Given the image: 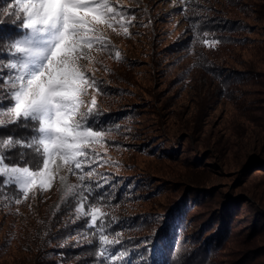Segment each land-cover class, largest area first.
<instances>
[{
  "label": "rangeland",
  "instance_id": "1",
  "mask_svg": "<svg viewBox=\"0 0 264 264\" xmlns=\"http://www.w3.org/2000/svg\"><path fill=\"white\" fill-rule=\"evenodd\" d=\"M92 2L115 16H89L92 43L77 67L95 86L81 84L74 119L103 135L67 163L53 155L47 186L37 177L26 197L10 173L0 176V264H120L130 247L147 259L155 213L176 197L169 264H187L198 215L212 212L231 214L229 237L189 264H264V0ZM25 31L19 43L50 39ZM11 64L0 122L13 121L21 69Z\"/></svg>",
  "mask_w": 264,
  "mask_h": 264
},
{
  "label": "snow or ice",
  "instance_id": "2",
  "mask_svg": "<svg viewBox=\"0 0 264 264\" xmlns=\"http://www.w3.org/2000/svg\"><path fill=\"white\" fill-rule=\"evenodd\" d=\"M15 9V11H13ZM23 14V17L21 16ZM112 14L114 9L108 5L95 6L92 0H12L8 5V16L15 17L9 22L20 24L29 29L33 38L41 34H50L47 40H30L26 43H14L11 48L15 57L20 54V74L15 77L19 81V89L15 91L14 106L10 112L12 123L18 121L38 122L35 129L43 138L36 142L37 151L43 152V167L39 171H30L28 167H4L0 169V176L10 173L15 182L22 186L24 196L28 189L37 183L46 187L51 177L48 175L49 163L53 155L59 156L65 163L74 160L77 156H84L83 148L87 147L85 141L91 142L100 138L103 133L94 131L91 127H84L75 121V114L81 104L80 95L85 92L81 84L95 86V81L89 80L85 73L78 70L79 61L84 58L80 51L84 44H91L87 33L92 31L89 16L99 20L102 16ZM5 21L0 20V24ZM127 34V28H125ZM50 44L49 49L38 47L36 44ZM46 53H49L46 55ZM46 56V63L38 72L31 70L40 57ZM11 67L15 69L16 63ZM7 82V81H3ZM91 103L96 104L93 98ZM5 126L0 122V127ZM27 127V124L24 125ZM9 137L7 143H13ZM21 147L32 148L33 143L16 140ZM3 157H0V163ZM77 168L82 165L77 162ZM90 175V173H89ZM83 179V177H82ZM83 212V205L76 209ZM99 209L92 208L91 221H97ZM103 224V221H101ZM100 240L108 241L105 236Z\"/></svg>",
  "mask_w": 264,
  "mask_h": 264
},
{
  "label": "trees",
  "instance_id": "3",
  "mask_svg": "<svg viewBox=\"0 0 264 264\" xmlns=\"http://www.w3.org/2000/svg\"><path fill=\"white\" fill-rule=\"evenodd\" d=\"M9 1L12 0H0V20L5 21L3 24H0V109L5 108L9 102H12L8 96L9 91L4 88L3 84V79L5 76L9 75L11 70L7 68L6 63L11 62L19 64L20 59L19 54L15 57L12 55L13 51H11V45L17 43L20 38L26 37L24 35L27 34V31H25L20 24H11L8 20L4 19V5ZM2 123L5 125L0 127V157H3V161L9 165L27 166L32 170L39 169L43 164L44 157L42 149L41 151H37L36 148V142L43 138V135L35 130L39 127L36 126L37 123L31 120L18 121L17 123L3 121ZM25 124H27V127L24 126ZM9 137L14 138L11 145L7 143ZM16 140L33 143L34 146L32 148L21 147L15 143ZM4 185L3 179L0 177V186L3 187ZM177 198L178 197L169 200L168 203L163 206L162 212L155 213V216L161 217L159 224L155 225V229L152 230L153 234L145 236L149 242L147 248L149 257H147V259L145 258L147 254L145 250H142L144 254L142 252H134V249L130 247L127 248L124 253L125 256H128L123 259L120 264H169V255L171 254L172 246L175 241L172 234V229L175 228L172 227L170 230V225L177 210V206L181 203L177 202ZM252 207L253 211H260L257 207ZM224 208H226L225 205L220 207V213ZM202 214L203 213H200L198 215L201 222L198 228H196V238L199 240L200 245L196 247L194 251L192 250L189 256L186 257L187 264L194 261L193 259L200 251L203 250V255L206 253V249H210L208 247L212 248L215 245L225 244V241L229 237L228 233L231 228L229 226V221L232 219L229 212H227L226 215L212 212L209 213L210 217L205 218V220L201 219ZM258 215L264 217L263 213H259ZM217 246L215 248H217ZM248 254L249 252L244 253L242 259L244 260ZM242 259L240 263L243 262Z\"/></svg>",
  "mask_w": 264,
  "mask_h": 264
}]
</instances>
